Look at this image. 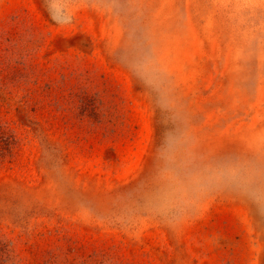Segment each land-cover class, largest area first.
Returning <instances> with one entry per match:
<instances>
[{"label": "rangeland", "instance_id": "1", "mask_svg": "<svg viewBox=\"0 0 264 264\" xmlns=\"http://www.w3.org/2000/svg\"><path fill=\"white\" fill-rule=\"evenodd\" d=\"M0 264H264V0H0Z\"/></svg>", "mask_w": 264, "mask_h": 264}]
</instances>
